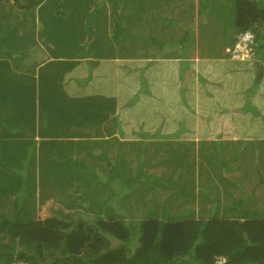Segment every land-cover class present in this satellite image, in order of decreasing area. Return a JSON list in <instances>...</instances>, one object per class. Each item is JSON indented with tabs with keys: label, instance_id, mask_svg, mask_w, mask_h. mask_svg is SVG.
I'll list each match as a JSON object with an SVG mask.
<instances>
[{
	"label": "rangeland",
	"instance_id": "rangeland-1",
	"mask_svg": "<svg viewBox=\"0 0 264 264\" xmlns=\"http://www.w3.org/2000/svg\"><path fill=\"white\" fill-rule=\"evenodd\" d=\"M205 1L207 7H211L212 0ZM220 1L217 4L225 13L226 29L230 31L231 38L236 18L234 0ZM109 2L113 7L114 2ZM18 3L23 4L24 1ZM18 3L15 0H0V120L3 121V125L0 122V162L4 161L11 172L23 175L26 172L24 169L28 168V176L34 172L35 180L31 182L35 185L42 180L47 185L48 180L58 181L60 177L61 184L68 183L66 174L73 172L75 164L69 160V169L61 172L58 166L50 164L68 155L76 158L79 153L85 161L89 160L86 149L77 144L79 139L85 141L83 145H88L90 150L95 147L93 139L106 140L102 146L114 155L119 147L111 139L112 136H106L114 128H105L110 126L109 117H114L121 110L122 131L116 138L125 144L120 150L123 151V158L131 161L133 171L138 159L136 145L143 139L155 137L142 136V133L153 135L159 129L161 134L167 135L162 136L167 140L161 143L160 149H153L158 155L146 163V172L180 187L188 181L181 170L182 158L185 157L190 165L188 169L191 167L194 171L189 170L188 173L193 183L199 176L195 166L201 163L211 165L224 181L220 184L222 187L217 186V218L224 216L225 208L231 207L233 200L240 196L237 184L245 195H251L252 201L258 203L255 205L264 206V64L254 88L252 84L258 75L259 63L253 60L246 61L233 72L235 79L232 73L229 76L223 71H220V76L213 72L208 76V71L214 69L209 65L198 66L196 61H187L189 65L186 68L179 61L169 62L172 65L166 64L168 69L164 83L160 84L163 81L161 75L160 79L158 77L159 67L149 68L152 62L148 61L127 60L132 55L131 51L127 50L124 54L119 51L122 47L119 41L124 43L125 39L108 37L109 33L115 35L120 32L118 27L121 24V17L113 11L111 22L108 0H33L27 9ZM121 5L116 7L118 11ZM172 42L169 40L164 44L172 45ZM124 46L132 50L129 44ZM143 47L146 49V44L133 46L141 50ZM187 51L190 52L191 47ZM120 52L122 56H118ZM181 73L182 77H179ZM200 73L203 75L200 76ZM152 75L155 80L150 82ZM234 83L239 86V91L234 94L227 92L226 87L234 86ZM196 85L201 87V97L198 98L203 106L198 105L197 96L191 94ZM228 97L235 100V107L231 106L233 114L253 115L237 122L229 118V121ZM210 102L220 103L219 106L213 104L209 109ZM241 108H244L243 112H239ZM215 122L218 125L213 128ZM39 124L49 130L48 136L37 132ZM85 130L96 135L100 133L101 136H85ZM201 136H206L205 139H210V136L252 138L235 142L236 151L229 149L224 155L220 152L216 156L209 149L196 150V142L192 140ZM257 136L263 138L258 140ZM64 144L68 145L65 150L60 148ZM27 152L29 157L22 164L18 155L25 156ZM208 153L211 156H206ZM223 159L230 160L228 168H221V164L225 163ZM104 164L100 162L99 166ZM100 167L96 168V172L105 173ZM212 174L213 179L207 181L215 184L217 174ZM199 184L193 186V192L199 194L196 202H184L173 214L187 208L198 210L196 218L208 216L213 203L197 204L203 195L200 194ZM104 191L108 192L103 187L100 194ZM105 193L103 197H106ZM50 204L48 199L38 206V219L47 218ZM203 207L204 212L201 210Z\"/></svg>",
	"mask_w": 264,
	"mask_h": 264
},
{
	"label": "trees",
	"instance_id": "trees-1",
	"mask_svg": "<svg viewBox=\"0 0 264 264\" xmlns=\"http://www.w3.org/2000/svg\"><path fill=\"white\" fill-rule=\"evenodd\" d=\"M23 1L18 4L27 9L33 0ZM108 1L114 2L112 11L121 17L116 7L122 0L120 3ZM200 1V14L207 15V1ZM234 4L236 18L228 50L235 48L240 34H252V56L245 61L259 63L254 88L264 64V0H234ZM119 25L120 32L111 39L128 35V30ZM191 40L184 35L178 41L182 45L181 55L194 45ZM119 42L122 45L119 51L124 54L129 50L132 53L129 58L135 56L134 50L125 48V40ZM152 43L157 47L154 58L162 56L166 48L173 51L177 45H165L154 38ZM227 54L231 56L230 52ZM118 56H122L121 52ZM245 61L234 60L238 65H244ZM187 63L183 61L182 66L188 67ZM121 115L109 117L110 126L105 128H114L106 133L119 147L114 155L102 146L106 140L93 139L95 147L90 150L88 145H83L85 141L79 139L77 144L86 149L89 160L85 161L79 153L76 158L61 156L64 160L50 164L58 166L60 172L69 169L70 161L75 164L73 172L66 174L68 183L61 184L60 177L58 181L48 180L47 185L43 180L35 185L31 182L35 180L34 172L28 176V168L22 175L11 172L4 161L0 162V264H218L222 260V264H264V206L255 205L258 203L252 201L251 195H245L237 184L240 196L233 200L231 207L225 208L220 218L215 216L216 204L219 205L215 198L203 199L213 203L207 217L196 218L198 210L187 208L173 214L184 202H196L193 186L199 183L198 178L194 183L193 178L189 179L192 168H187L190 165L185 157L181 167L187 170L188 181L180 187L146 172V163L158 155L153 149H160L161 143L167 140L159 129L153 135L142 133V136L155 137L143 139L136 145L138 159L133 171L131 161H126L120 150L124 143L116 138L122 131ZM42 126L39 124L37 132L48 136L49 130ZM84 134L101 136L88 130ZM66 146L60 148L65 150ZM20 156V162L26 163L28 152ZM100 162L105 164L100 167ZM97 167L105 173L98 174ZM104 167L106 169H102ZM221 167L228 168L229 164L222 163ZM103 187L108 191H104L106 197L100 194ZM198 187L203 195L211 192L201 184ZM48 199L51 200L49 215L40 220L36 217L38 206ZM248 200L251 203H246Z\"/></svg>",
	"mask_w": 264,
	"mask_h": 264
},
{
	"label": "crops",
	"instance_id": "crops-1",
	"mask_svg": "<svg viewBox=\"0 0 264 264\" xmlns=\"http://www.w3.org/2000/svg\"><path fill=\"white\" fill-rule=\"evenodd\" d=\"M217 1L221 3L220 0H212L213 5L212 4L210 5L211 7H209V11H208L209 13H207V15H202L200 14L201 12V1L200 0H122L123 3L119 11V13L121 14L120 20H121L122 26L128 30V35L127 34L123 35L121 38L125 39L126 44H130L132 46H134L135 44L144 46L146 44V49H144V47H143V50L139 48L138 49L134 48L135 56L130 57L127 60L148 61V62H152L148 66L149 68L155 69L159 67L158 71L160 70L159 71L160 74L158 75V77L161 75L162 81H163L160 84L164 83L163 78L165 77V73L167 72L166 70L168 69L166 64L169 62H175V61H179L181 64L183 61H196L198 62L197 65L199 64L198 66L209 65L210 68L214 69V70L208 71V74H207L208 76H210L212 72L214 73V75L218 73V76H220L221 75L220 71H223L224 73L225 72L228 73L229 76L231 75L230 73H232V77L235 79V74L233 72L237 71V68H238V67L237 68L235 67L238 65L235 63H239V62H234L235 59L231 58V56L227 54L229 53L228 49H230L232 39H230L229 37L230 31L226 29L227 22L224 19L225 13L221 11V9L218 8ZM107 4H108L107 10L109 11V18L112 22L111 3L108 1ZM184 35L185 37L186 36L189 37V39L191 38L193 40L192 43L194 45L191 47L190 52L187 51V53H185L184 55H181L182 45L178 43V41ZM108 37L111 38L112 35L109 33ZM153 38L158 41L164 42V43H169V40H171L173 41L172 44L174 45L177 44V45L173 51L172 50L169 51V48H166L163 55L161 54L162 56L154 58V55L157 52V47L155 46V44L152 43ZM117 53H118V50L116 54ZM190 57L192 58V60H190ZM230 60H233V63ZM235 61H242V60H235ZM219 62H221V64H219ZM203 63H206V64H203ZM156 64L157 66H155ZM170 64L171 63H169L168 66ZM195 70L197 71V69ZM191 75L195 76V73H191ZM201 75H203V73L202 74L200 73V76ZM196 76L199 77L198 74H196ZM179 77H180V74H179ZM154 78L155 77H153L152 75V77L149 78L150 82H153L155 80ZM197 82L200 83V79H198ZM193 88H196V89L191 90V94L196 95L197 96L196 99H198V103L197 102L196 103L198 105L199 104L202 105V103H200L199 101L200 98H198V96H200L199 92L201 91L200 90L201 87L196 85V87H193ZM226 91L234 94L239 91V86H236L234 83V86L232 85L231 87H226ZM233 99L231 97L227 100V103L230 104L228 108V112H231L233 107H235L233 106L235 105L234 104L235 100ZM256 101H259V100H256ZM259 102H262V101H259ZM219 103L220 102H217V103L210 102L211 107L209 109H211L216 104L218 105ZM231 106H233L232 109H231ZM120 108L121 107H119L118 109ZM263 108H264V103H263ZM254 109L257 110V108L255 107ZM243 110L244 109L241 108L239 112H243ZM232 112L230 114L228 113L229 115H232V116H229V115L227 116V119L229 121L230 119H232L237 122L241 119L251 117L250 115H253L251 113L250 114L248 113V116H246L247 115L246 113H240V115L237 116L233 114ZM120 113H121V110L120 112L118 111V114L116 115H120ZM120 118H123V116L121 115ZM213 125H214L213 128H215L216 125H218V123L215 122ZM205 137L206 136H204L203 138V136H201L200 138H198V140H192L196 142L195 143V147L197 148L196 150H200V149L208 150L209 149L211 152H215L216 156L220 152L224 155V152H227V150L229 149H235L236 151L237 147L235 146V142H238L240 140L248 141L249 139L252 138V136H247V137H244V136L243 137L210 136L211 137L210 139H205ZM257 138L258 140H260L263 137L257 136ZM197 141H200V142L197 143ZM232 142H234V144ZM214 148H215V151H214ZM240 150L243 151L242 149ZM238 153H241V152H238ZM209 155L211 156V153L210 154L208 153V155L206 156L209 157ZM223 160L227 164L230 163V160H226V159H223ZM217 165L218 163H216L215 166ZM195 167L197 168L196 174L197 172L199 174V176L197 177L198 182H200V184L203 187L207 189L208 188L211 189V192L209 194L201 195V200H203L204 198L209 199L211 197L216 199L219 196L217 186L218 185L221 186L220 185L221 182H224V181H222V178L218 176L216 169L213 170L211 168V165L206 166L201 163V164H197ZM183 169L184 168L181 167L182 172H185ZM190 172H194V171L190 170ZM212 173H214V176L217 174L214 177V180H216L215 184H213L212 182L208 183L207 181V180H210V178L213 179ZM198 195L199 194H196L197 199L199 198ZM201 200H198L197 204L206 202V200L205 201L204 200L201 201ZM202 211L204 212V207L202 208Z\"/></svg>",
	"mask_w": 264,
	"mask_h": 264
},
{
	"label": "built area",
	"instance_id": "built-area-1",
	"mask_svg": "<svg viewBox=\"0 0 264 264\" xmlns=\"http://www.w3.org/2000/svg\"><path fill=\"white\" fill-rule=\"evenodd\" d=\"M253 42V36L252 34L246 32L244 34H240L239 41L235 45V48L232 51H229L231 53V57L235 60H247L250 59L252 56V48H250V44ZM222 262H219L218 264H222Z\"/></svg>",
	"mask_w": 264,
	"mask_h": 264
}]
</instances>
